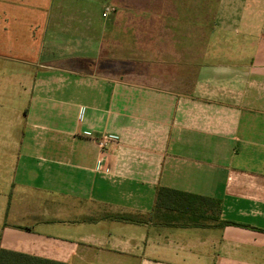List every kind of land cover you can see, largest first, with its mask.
Returning <instances> with one entry per match:
<instances>
[{"label": "crops", "instance_id": "obj_1", "mask_svg": "<svg viewBox=\"0 0 264 264\" xmlns=\"http://www.w3.org/2000/svg\"><path fill=\"white\" fill-rule=\"evenodd\" d=\"M0 57L38 70L0 126V250L264 264V0H0ZM159 186L220 212L157 210Z\"/></svg>", "mask_w": 264, "mask_h": 264}, {"label": "rangeland", "instance_id": "obj_2", "mask_svg": "<svg viewBox=\"0 0 264 264\" xmlns=\"http://www.w3.org/2000/svg\"><path fill=\"white\" fill-rule=\"evenodd\" d=\"M2 54L6 55L4 52ZM37 71L0 57V126H12L15 131H21L26 126L25 112L33 89L28 76ZM49 120L52 121V118ZM26 136L28 139V134ZM12 154L16 158L18 151L15 149Z\"/></svg>", "mask_w": 264, "mask_h": 264}, {"label": "trees", "instance_id": "obj_3", "mask_svg": "<svg viewBox=\"0 0 264 264\" xmlns=\"http://www.w3.org/2000/svg\"><path fill=\"white\" fill-rule=\"evenodd\" d=\"M220 201L212 198L189 194L166 187H157L155 209L162 208H180L181 212L189 214L193 219L197 216L204 217L208 211H212L213 215L220 212ZM217 213V214H218ZM191 218V219H192ZM215 219V216L212 217ZM226 224V223H224ZM0 264H64L46 259L29 256L13 251L0 250Z\"/></svg>", "mask_w": 264, "mask_h": 264}, {"label": "built area", "instance_id": "obj_4", "mask_svg": "<svg viewBox=\"0 0 264 264\" xmlns=\"http://www.w3.org/2000/svg\"><path fill=\"white\" fill-rule=\"evenodd\" d=\"M113 12H114V8H113V7H106V8L104 9V12H103V17H104V18H107V17H109Z\"/></svg>", "mask_w": 264, "mask_h": 264}]
</instances>
